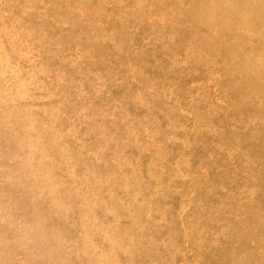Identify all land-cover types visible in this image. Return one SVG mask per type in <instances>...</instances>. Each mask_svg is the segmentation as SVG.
Listing matches in <instances>:
<instances>
[{
    "label": "rangeland",
    "instance_id": "1",
    "mask_svg": "<svg viewBox=\"0 0 264 264\" xmlns=\"http://www.w3.org/2000/svg\"><path fill=\"white\" fill-rule=\"evenodd\" d=\"M0 264H264V0H0Z\"/></svg>",
    "mask_w": 264,
    "mask_h": 264
}]
</instances>
